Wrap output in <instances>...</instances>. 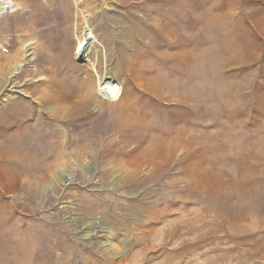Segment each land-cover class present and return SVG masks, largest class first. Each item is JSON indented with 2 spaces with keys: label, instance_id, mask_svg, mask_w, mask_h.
Masks as SVG:
<instances>
[{
  "label": "rangeland",
  "instance_id": "374dc122",
  "mask_svg": "<svg viewBox=\"0 0 264 264\" xmlns=\"http://www.w3.org/2000/svg\"><path fill=\"white\" fill-rule=\"evenodd\" d=\"M6 2L0 111L58 130L49 172L0 191L9 264H264V0Z\"/></svg>",
  "mask_w": 264,
  "mask_h": 264
},
{
  "label": "bare ground",
  "instance_id": "6f19581e",
  "mask_svg": "<svg viewBox=\"0 0 264 264\" xmlns=\"http://www.w3.org/2000/svg\"><path fill=\"white\" fill-rule=\"evenodd\" d=\"M6 1L7 0H4V4ZM190 1L197 2L201 0H190ZM6 4H8V2H6ZM5 9H7V7H2V10H5ZM21 61H23V59L21 58V55L19 53L14 54V55H10V54L0 55V63L5 62L7 65L10 66L9 67L10 74H12L15 68H17L20 65ZM72 71H71V74H73ZM85 72L87 73V71ZM60 74H63V73H60ZM64 75L65 74H63V78H64ZM59 76L62 78V75H59ZM4 80L9 81V78L5 77ZM4 80L0 79V88L4 86L3 85ZM49 80L50 79H48V81ZM61 80L62 79H60V81ZM78 82L80 83L82 81L78 80ZM12 83H14V81L11 82L10 84ZM79 85L81 86V84ZM48 86L50 87V84H48ZM70 86L68 85L67 87H70ZM56 87H57L56 91L60 93L59 96L61 100L71 101L72 96L69 93H66V91L63 92L59 86H56ZM67 87L65 89H67ZM59 90L62 92H60ZM156 91H158L159 93L160 89L158 88V90ZM131 93L132 95L134 94V92H131ZM154 95L155 94H151L150 92H147L145 90L139 92L138 95L135 93L134 96L127 99L125 102L111 109L110 115L108 114L110 117H109V120H107L108 121L107 123H113L115 125L121 126L125 124L138 122L139 120L146 118L149 115L148 105H143V107H137L136 99L137 97L140 100H143V98L152 99L153 97H155ZM74 98L72 100H74ZM35 109H36V106L33 108H25V107H22L21 105H15L10 110L5 109V110L0 111V178H2L3 181L7 180L6 185L4 184V186L2 187L3 189H1L0 187V191L4 192V189L7 190V188H9L10 186L9 183L11 182L15 183V187H14L15 190H21L24 188L26 180H29L31 178L43 177V175L47 174L50 170L48 167V162L51 156L48 151L51 148L47 146H42L41 143L44 142L46 138L52 136L54 133L57 134L58 130H56L55 132H50L46 134L44 133L41 135L35 134V133L33 134L29 132L28 124L31 123L35 119V116L37 115V112ZM138 115H140L141 117H139ZM83 116L84 115L81 114V115H78L76 118L74 117L73 119H70V120H65V119L59 120V119L54 118L53 121L58 122L60 124L67 123L69 125H72L73 122L77 123V121L83 118ZM135 118H137L136 121L134 120ZM84 120L85 122H79L80 124H82L81 127H85L84 125H90L87 121V118H84ZM57 146L58 145L56 146L54 145V147H57ZM42 147L44 148V150L42 149ZM0 236L2 235L0 234ZM5 237H6V234H5ZM0 238H3V237H0ZM9 244L10 242L7 243L8 247H10ZM16 246L17 244L13 247L15 248ZM27 249L29 248L27 247ZM25 250H22V251H25ZM7 251L8 250H6L5 246H0V264H9V262H11L12 259H14L13 261H15L16 259H19L22 256L21 252H16L14 258L11 259V256L9 257Z\"/></svg>",
  "mask_w": 264,
  "mask_h": 264
},
{
  "label": "water",
  "instance_id": "95a60500",
  "mask_svg": "<svg viewBox=\"0 0 264 264\" xmlns=\"http://www.w3.org/2000/svg\"><path fill=\"white\" fill-rule=\"evenodd\" d=\"M81 51V50H80Z\"/></svg>",
  "mask_w": 264,
  "mask_h": 264
}]
</instances>
